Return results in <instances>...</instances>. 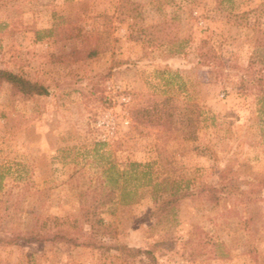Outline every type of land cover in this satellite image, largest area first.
<instances>
[{
    "label": "rangeland",
    "instance_id": "374dc122",
    "mask_svg": "<svg viewBox=\"0 0 264 264\" xmlns=\"http://www.w3.org/2000/svg\"><path fill=\"white\" fill-rule=\"evenodd\" d=\"M83 42L101 54L51 62ZM0 69L49 89L27 101L0 89L3 239L35 215L78 219L110 165H150L189 191L174 215L141 188L95 212L98 241L150 255L18 241L0 264H264V0H0ZM165 98L169 134L134 123Z\"/></svg>",
    "mask_w": 264,
    "mask_h": 264
},
{
    "label": "trees",
    "instance_id": "16d2710c",
    "mask_svg": "<svg viewBox=\"0 0 264 264\" xmlns=\"http://www.w3.org/2000/svg\"><path fill=\"white\" fill-rule=\"evenodd\" d=\"M101 50L97 46L88 45L83 42L82 46L65 56H51L52 63H62L64 60L79 62L96 59ZM205 63L211 64L215 57L211 55H202ZM264 82V75H259L258 84ZM7 85L10 87V93L13 97L27 101L35 97L49 95V89L43 83L32 81L8 70L0 69V89ZM264 109V97H261ZM177 109L172 104L170 98H165L160 102H153L149 105L140 106L132 111V118L137 126L159 128L162 133L169 134L172 131L174 117ZM166 137V141H167ZM164 151L160 152L161 160ZM127 170H117L116 166L110 165L103 171L105 181L103 182L102 195L95 200L93 205L85 204L81 207V213L78 219L74 221H63L58 217L41 218L33 216L30 227L21 232H14L12 239L6 240L0 237V245L11 246L18 241L26 243L33 242H51L54 244H67L75 248H87L98 251L116 250L123 254L124 258H134L141 253L150 255L149 251L130 249L125 246H107L98 241L99 238L108 235L106 228L93 226V217L95 212L102 206H106L115 200L120 193V202L124 205H130L142 197L139 193L140 188L150 190L155 198L157 207L155 213L159 216L175 214L179 209L182 200L189 195V191H183L181 187L171 182L169 177L158 180L152 176L150 165L138 163H129ZM163 170H167V165L163 164ZM84 224L90 226L89 231H85ZM111 234V233H110ZM115 239V234L109 235Z\"/></svg>",
    "mask_w": 264,
    "mask_h": 264
}]
</instances>
